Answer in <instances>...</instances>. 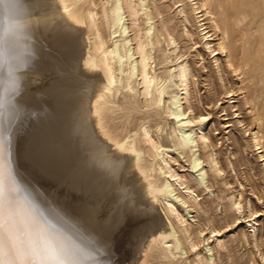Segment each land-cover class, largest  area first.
Returning a JSON list of instances; mask_svg holds the SVG:
<instances>
[{
  "label": "bare ground",
  "instance_id": "obj_1",
  "mask_svg": "<svg viewBox=\"0 0 264 264\" xmlns=\"http://www.w3.org/2000/svg\"><path fill=\"white\" fill-rule=\"evenodd\" d=\"M8 2L12 9L11 18L9 21L0 18V127L3 128L6 145H10L5 158V190L10 175L22 194L23 204L16 207L15 213L24 225L27 240L37 249L44 243L54 244L55 238L70 239L81 247L82 242L91 241L100 249L97 259L101 261L105 254H109L112 241L121 234L119 227L129 221L137 224L141 232L136 240V256L137 253L139 256L134 264H152L154 261L173 264L175 260V264H179L183 256L192 252L195 254L191 264H211L212 257L197 252L199 245L206 241L202 240L204 231L192 229L174 200L196 211L203 209L196 189L208 191L211 188L208 185L209 174L217 181L223 178L225 172L212 138L206 133L211 115L197 116L189 104L192 79L195 78L193 66L179 52L178 40L168 26L163 22L161 29L156 30L152 24L155 16L162 15L159 8L154 7L155 12H149L146 0H112L110 6L104 0ZM183 2L178 0L176 4ZM190 2L193 3L196 23L200 24L205 47L214 59L222 87L226 85L218 57L224 54V72L228 77L231 75L241 84L252 82L237 91H226V99L231 102L229 105L235 104L244 90H248V97L244 100L247 113L235 111V125L227 124L225 129L242 128L247 147L255 154L254 162L259 165L264 182L262 79L247 69L250 66L259 69V63L256 64L246 52L242 63H235L223 37L218 50L213 49L211 43L215 41V35H210L205 27L207 24L202 23L207 20L216 33L222 31L210 11L209 2ZM180 13L189 22L183 9ZM126 14L130 26L124 22ZM143 16L147 17L145 29L140 25ZM17 23L23 27H15ZM130 29L134 32L133 38L128 36ZM105 30L109 32V40L105 37ZM186 35L191 37L188 31ZM162 42L165 44L163 58L156 65L152 51L155 47L160 50ZM257 51H260L259 47ZM42 63L45 66L40 67ZM47 68L56 74L61 73L63 77L62 82L57 83L58 87L54 84L56 92H48V104L43 103L47 108L41 120L46 125L42 132L39 131L32 151L39 154L35 156L36 164L52 171L60 169L57 177L72 181L73 186L83 194L75 195L72 206H59L52 199H44L18 173L9 129L14 121L11 109L21 100L18 97L6 100L2 96L3 90L9 89L13 80L24 81L31 74H38ZM173 87L180 93L170 91ZM123 92L125 99L128 95L141 97L140 103L135 102L136 108L131 107L130 102L119 105L118 96ZM255 94L259 98L253 105ZM185 104L189 105L187 109L183 107ZM160 108L175 121L171 128L173 148L187 158L194 186L174 169L172 156L152 136L147 123L137 128L133 135L126 136L120 135L118 127L112 124L113 115L118 111L145 110L146 120L150 111L158 113ZM224 116L229 117L227 114ZM246 117L251 121L247 122ZM200 150L204 161L201 160L202 154H198ZM230 168L238 176L234 163H230ZM223 185L228 187L230 184L224 182ZM239 186L245 188L243 182ZM113 190L117 191L113 197L120 205L113 208L112 217L106 218L100 212L101 201ZM235 192L231 198L227 196V207L232 216L230 223L226 221V227L238 223L245 211L243 193L240 190ZM258 200L261 201L260 198ZM5 204L6 210L11 212L7 201ZM156 205L164 212L167 224L155 216ZM246 206L252 218L250 222H255L253 217L257 218L258 212L253 211L251 201L248 200ZM209 231L213 236H210L211 239L217 237L216 249H224L225 244L219 236L222 230L212 227ZM241 236L248 242L249 238H256V230L250 236L245 232ZM207 251L210 253L212 249ZM85 252L89 250L85 249ZM91 255L95 256V253ZM126 255L130 253L126 252ZM261 259L264 263V257ZM105 263L106 260L101 261V264ZM8 264H14V261L9 259Z\"/></svg>",
  "mask_w": 264,
  "mask_h": 264
},
{
  "label": "rangeland",
  "instance_id": "obj_2",
  "mask_svg": "<svg viewBox=\"0 0 264 264\" xmlns=\"http://www.w3.org/2000/svg\"><path fill=\"white\" fill-rule=\"evenodd\" d=\"M97 1L99 2L101 0ZM104 1L109 3L107 6L111 5L112 0ZM177 1L178 0H146L149 12L154 13V7H157L162 14L158 17L155 16L152 21L153 26L156 27V30H159L164 22L168 26L170 32L178 40L179 52L181 55H185L193 66L195 78L192 79L189 104L193 107L197 116L211 115L206 133L212 138L213 146L218 153L221 166L225 173L223 174V178H219L217 181L209 174L208 180L210 182L208 181V185L211 186V188L208 191H204L203 188L196 189L197 194L200 196L201 208L203 209H198V211H196L190 209L191 207L182 206L175 200L174 203L179 208L181 214L188 218L189 223L192 225V229L204 231L202 240L204 239L206 241L199 245L197 252H201L202 256H207L208 258L212 257L213 261L211 264H264L261 259V257H264V182L259 172V165L254 162L255 154L252 152V149L247 147V143L245 142L246 139L244 138L245 134L242 128L236 126L235 128L225 129V125L227 124L235 125L236 119L233 115L235 111L240 110V113H247L244 100L246 96L248 97V90H244L242 92L243 94L239 93L240 95L236 99L237 104L229 105L228 103L230 100L226 99L228 97L225 95L226 91H237L238 88H244L245 85H251L252 82L246 81L244 84H241L240 80H237L231 75L228 77L224 72L226 64L224 54L218 57L226 85L225 88L222 87L218 79L214 59H212L210 52L205 47V41L200 32L202 29L199 28L200 24L196 23V17L193 13V3H191L190 0H183L184 2L182 4L177 5ZM208 2L210 11L222 31V33H216L212 28V24L207 20L202 23L207 24L205 27L208 28L210 35H215V41L211 43V46L213 49L218 50L220 38L223 37L226 41L229 54H231V58L235 63H242L245 52L249 53L256 64L259 63L260 67L256 69L250 66L247 69L252 70V73H256L257 76L261 77L262 82L260 83V88L263 89L262 98L264 99V0H208ZM182 9L188 16L189 22L185 21L184 15L180 13ZM125 17V24L130 26L131 22L128 14H126ZM146 18V16H143L140 21L142 29L146 28L144 24ZM186 31L189 32L191 37L186 35ZM128 36L132 38L134 36V32L131 29ZM105 37L109 40L108 30H105ZM116 40L118 39H115V41ZM258 47L260 51H257ZM163 49H165V44L162 42L160 50L159 47H155L152 51L156 65L162 61ZM48 53L54 55L51 50H48ZM43 66H45V63H42V65L40 64V67ZM169 67H172V65H169ZM62 77L63 75L61 73L56 74L54 70L50 71L47 68L38 74H31L24 81L20 79L13 80L20 86L19 93L13 92L10 87L9 89L5 88L3 90L2 96L6 100L18 97L23 101L22 119L17 118L12 121L9 129L12 136V147L18 173L24 179V182L26 181L25 183L35 187L37 193L44 197V199H52L59 206H72L75 195L83 196V194L75 185L73 186L72 181L70 182L68 179L64 181V179L57 177L60 169H54L52 171L36 164L35 156L39 154L38 152L36 154V152L32 151L37 144L39 131L42 132L44 125H46L44 124L46 122L41 119L47 108L46 105L48 104L47 99L49 98V93L53 94L54 91L56 92L54 84L58 87L59 85L57 83ZM194 81L196 82V86L194 85ZM51 85H53V87ZM170 91L180 93L175 87ZM125 95V92H123V95L119 94V105L130 102L131 107L136 108L137 104L135 102L140 103L141 101V97L134 95H128L125 99ZM258 98L259 95L255 94L253 105L255 103L257 104ZM17 106H19V104ZM188 106V104H185L183 107L187 109ZM224 109L227 110V112H223ZM144 114L145 110L140 112L135 109L121 110L113 115L114 121L112 124L118 127V133L120 135L126 136L133 135L143 123H147L151 127L152 136L159 141L162 146L164 145V150L169 152L170 156H172L173 167L175 166L174 169L181 176H186L191 182V185L194 186V176L191 174L192 171L190 170L187 158L180 155V152L175 151L173 148L171 128L175 121L167 117L161 108L158 109V113L150 111L146 120ZM226 114L229 115L228 118L224 116ZM225 118H227V121H223ZM245 120L247 122L251 121L248 117H246ZM251 128L252 126L249 127V129ZM262 133L264 136V128L262 129ZM246 148H248L247 151H245ZM197 150L199 149L197 148ZM201 151L202 150L198 151V154H202L201 160L204 161V154ZM230 163L235 164L238 176H236L230 168ZM239 181L245 184V188L242 189L239 186ZM224 182H228L230 185L225 187L223 185ZM239 190L243 193V206L245 207V211L238 223L230 224L229 227H226L227 222L230 223L232 216V212L228 210L227 201L231 196L236 194L235 191ZM116 192L117 191L113 190L101 201L100 212L106 218L112 217L114 214L113 208L119 207L120 205V202L113 197ZM258 198H260L261 201H259ZM248 200L252 202V209L254 212L263 214L262 216H257V218L254 216L253 219H256L255 222H250L252 218H250L248 206H246ZM155 208V216L159 217V219L167 224L168 222L167 219H165L166 217L162 209L159 205H156ZM211 226L222 230L219 236L225 244L224 249H216L217 241L215 238L217 237L210 238V236L213 237L210 235L209 231V228H212ZM119 229L121 234L116 240L112 241L110 244L111 248L109 247L113 250L111 259H108L109 254H105L101 261L103 262L106 260L105 264H134L136 261L135 259L139 256L138 253L136 256V240L139 239L141 233L138 230L139 227L135 223L125 221ZM254 230H256L255 239L249 238V243L242 239L241 235L243 232L250 236L253 234ZM208 238L209 240L207 241ZM210 248L212 251L209 253L207 249ZM126 252H129L130 255L127 256ZM194 254L195 252L187 253L178 263L191 264ZM159 263L158 261H154L152 264ZM175 263L176 260L173 264Z\"/></svg>",
  "mask_w": 264,
  "mask_h": 264
},
{
  "label": "snow or ice",
  "instance_id": "obj_3",
  "mask_svg": "<svg viewBox=\"0 0 264 264\" xmlns=\"http://www.w3.org/2000/svg\"><path fill=\"white\" fill-rule=\"evenodd\" d=\"M10 87L13 92L19 93L20 86L16 81H12ZM11 112L13 120L22 119L23 101L19 102V106L13 105ZM9 147L4 139L3 128L0 127V264H8L9 259L14 264H93V261L101 264L97 259L100 249L91 241L82 242L81 247L70 239L55 238L54 244L44 243L37 249L27 240L24 225L15 213L16 207L23 204L22 194L10 175L7 191L5 190V158ZM6 201L11 212L6 210ZM261 215L257 213V216ZM85 249L89 252H85ZM91 253H95V256ZM108 253L110 260V248Z\"/></svg>",
  "mask_w": 264,
  "mask_h": 264
},
{
  "label": "clouds",
  "instance_id": "obj_4",
  "mask_svg": "<svg viewBox=\"0 0 264 264\" xmlns=\"http://www.w3.org/2000/svg\"><path fill=\"white\" fill-rule=\"evenodd\" d=\"M11 5L9 4L8 0H0V18H3L5 21H9L11 16ZM17 28H22L23 25L17 23L14 25Z\"/></svg>",
  "mask_w": 264,
  "mask_h": 264
}]
</instances>
